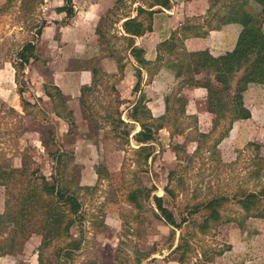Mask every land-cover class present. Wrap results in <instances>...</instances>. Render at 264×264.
I'll return each mask as SVG.
<instances>
[{
    "label": "rangeland",
    "instance_id": "rangeland-1",
    "mask_svg": "<svg viewBox=\"0 0 264 264\" xmlns=\"http://www.w3.org/2000/svg\"><path fill=\"white\" fill-rule=\"evenodd\" d=\"M210 1L211 5L213 0ZM61 2L44 0L32 17L28 18L30 13H27V8L24 9L27 6L26 0H0V153L14 167H21L23 155H26L31 169L39 167L41 173L50 177L55 173L53 167L56 164L50 153L60 149L70 155L66 159L64 184L74 177L72 187L78 183L93 187L78 192L85 212V237L82 248L75 252L67 264H178L177 255L169 249L173 243L169 239L171 227L152 212L153 201L143 200L142 206L138 208L127 202V193L136 185L149 188L155 186L153 194L164 196L166 203H169L167 205L179 216V204L190 201L193 190L216 192L226 186L235 190L245 183L248 164L253 157L247 144L251 141L260 143L264 154V84L252 83L244 93L245 104L253 112L252 118L236 121L234 129L216 149L217 160L209 158L206 163L200 161V164L194 165L191 170V190L185 193L179 187V196L172 199L165 193L164 187L168 183L169 171L178 162L173 146L181 143L184 146L183 155L188 158L196 143L188 140L187 134H176L172 138L170 131L164 128L159 131L158 140L154 144V158L151 157L147 164L138 167L133 151L138 146L133 136L140 130V125L128 118L130 102L138 95L132 93L131 98H123L120 94L122 99L128 101L120 107L117 85L120 86L124 79L120 88L127 94L131 87V76L125 79L124 71L121 79L119 70L110 74L105 71L102 62L103 59L111 58L109 47L129 62L126 42L122 40L121 34L122 19L125 15H134L135 8L144 4V1L137 0L134 4V0L120 3L117 0H74L76 16L65 25L55 23L65 17V13L55 11ZM244 8L245 15L252 17L259 11L254 1H250ZM206 14L191 18L202 21L201 18ZM99 24L106 31L105 36L100 37L96 33ZM40 29L42 33L38 34ZM29 40L37 44L38 60L28 64L16 79L13 62L18 60L20 47ZM80 54L82 57H79ZM95 55L97 57L93 59ZM91 59L97 61L96 64L105 73L100 76V82L87 91L86 105L80 102V96L64 94L65 105L62 108L57 102L55 108L53 101L44 94V82L55 84L53 72L61 70L64 61H67L68 68H77L81 67L82 60ZM145 85L143 90L148 87V93L155 97L152 87ZM167 85L166 89L163 87L165 94L175 87L173 80ZM257 85L263 88L259 89ZM19 88L25 90L26 99L36 104L27 113L21 107ZM183 94L189 97L184 91ZM194 102L196 109L206 111V101L194 99ZM55 109L62 111V116H58ZM69 111L72 113L69 114ZM159 111L154 110V113ZM119 115L129 122L128 128L132 131L130 144L113 131V120ZM206 115L204 113L198 117L202 121L200 132H208L212 126L213 119L209 121ZM179 121L182 125L188 124L183 119ZM42 140L47 141L46 146ZM1 202L3 209L0 213L5 210L3 187H0ZM258 220H249L251 232L254 227L258 228ZM237 226V223L222 225L218 234L204 238L205 243L214 247L231 243L232 235L238 230ZM72 232H79L77 225L72 227ZM41 237L38 233L28 239L18 237L14 248L6 249L0 256V264H38ZM228 252L225 255L212 253L210 261L199 260V253L192 254L187 264H243V261L235 262ZM49 257L52 264H57L56 254H50Z\"/></svg>",
    "mask_w": 264,
    "mask_h": 264
},
{
    "label": "trees",
    "instance_id": "trees-1",
    "mask_svg": "<svg viewBox=\"0 0 264 264\" xmlns=\"http://www.w3.org/2000/svg\"><path fill=\"white\" fill-rule=\"evenodd\" d=\"M122 1L125 0H117V3ZM143 1L144 4L135 8L134 15L123 17L121 31L128 56L131 55L138 63L133 86V93L138 96L130 102L128 115L130 121L140 125V130L133 136L138 146L133 148V151L139 167L147 164L151 157L154 158V144L158 140L160 130L167 128L172 138L176 134L189 135V138H186L196 143L195 148L190 157L185 158L184 146L181 143L173 146L178 162L176 167L169 171L168 183L164 187L165 193L176 199L180 194L179 187H182L185 193L191 190L193 166L200 164V161L206 163L209 158L217 160L216 149L230 134L235 122L252 117L250 108L245 104L244 93L252 83L264 84V0H213L206 16L201 18L202 21L186 19L172 31L169 39L158 44L155 60L147 59L146 50L136 44V37L153 30L154 15L164 8H171L172 0ZM250 1L259 6V11L254 17L245 15L244 12V7ZM136 2L137 0H134L133 3ZM26 3L27 6L23 8H27L30 18L44 0H26ZM55 11L65 13L64 19L56 20L55 23L68 24V20L76 16L74 0H63V5L57 6ZM231 23L242 26L232 50L214 56L208 49H186L185 40L189 37H204L211 30L221 29ZM37 33L41 34L42 30ZM96 33L100 37L105 36L106 31L102 24L97 26ZM108 53L116 60L122 79L127 65L126 59L124 56H118L117 51L110 47ZM37 57V44L26 41L17 52L18 60L13 62L16 79L28 64L38 60ZM95 57L97 55L93 59ZM96 63L97 61L92 59L82 60L79 67L90 70L93 75L91 84L81 87L80 102L84 105L87 91L95 87L100 82V76L105 73ZM169 63L176 71V85L165 94L164 113L155 116L149 105L151 98L143 90V84H150L155 75ZM238 73L240 75L236 79ZM44 83V94L53 101L55 108L57 102L63 108L65 97L61 88L49 82ZM186 86L202 87L207 91V110L213 114V123L208 132H200L197 114L188 112L190 99L183 94ZM24 92L23 88L18 89L22 110L27 113L36 104L26 99ZM116 93L120 107L128 102L120 97L117 90ZM11 109L16 111L15 108ZM55 112L62 116V111L55 109ZM179 119L187 121L188 124H180ZM128 125L129 122L121 115L113 120V131L118 132L117 135L124 137L125 142L130 144L132 131ZM187 130L192 131L190 133L193 135ZM42 141L46 146L47 141ZM247 149L252 151L253 157L248 164L245 183L235 190L227 186L216 192L193 190L191 200L186 204H179V216L167 205L164 196L153 194L155 186L149 188L136 185L137 187L127 193V202L138 208L142 206L143 200L153 201L152 212L171 227L169 239L173 243L169 249H172V254L177 255L178 264H187L192 254L199 253V260L210 261L212 253L223 255L230 251L233 248L231 243L219 247L205 243L204 238L218 234L222 225L237 223L245 238L258 233V228L254 227L252 232L249 230L251 226L248 222L252 219L264 221V154L261 151L262 145L258 142H249ZM50 156L57 165L53 167L55 173L48 177L41 173L39 167H29L28 156L23 155L21 167H14L10 160L0 153V187L4 188L5 205L4 212L0 213V256L6 249L14 248L18 237L28 239L35 233L42 236L38 249V264H52L50 254L57 255V264H67L75 252L82 248L85 237V212L78 192L80 189L93 187L81 186L79 183L72 187L74 177L64 184L66 159L70 158V155L57 149L54 153L51 152ZM97 171L100 173L99 169ZM75 225L79 231L76 234L72 232ZM62 255L65 256L61 258Z\"/></svg>",
    "mask_w": 264,
    "mask_h": 264
},
{
    "label": "crops",
    "instance_id": "crops-1",
    "mask_svg": "<svg viewBox=\"0 0 264 264\" xmlns=\"http://www.w3.org/2000/svg\"><path fill=\"white\" fill-rule=\"evenodd\" d=\"M172 2L173 4L171 8H164L155 14V22L153 30L151 32H148L143 36L136 37V44L146 50L147 59L155 60L158 54V44L169 39L172 31L180 26L186 19H189L193 16H201L205 14L208 10V7L210 6L211 1L172 0ZM62 3L63 0L58 5H62ZM241 29L242 26L238 23L227 24L224 25L221 29L211 30L204 37H189L185 40V47L189 51L208 49L211 54H213L214 56H218L224 54L229 50H232L235 47ZM83 51L85 52V50ZM79 57H82V55L80 54ZM102 62L105 66V71H108V73L115 74L116 72H118V64L113 59H103ZM62 65L63 67L61 70L53 72V81L55 85L59 86L63 91V94L65 95H71L73 97L74 95L80 96L81 87L91 84L93 79L92 72L90 70L81 69L79 67L68 68L67 61H64ZM137 65L138 63L136 62V60L130 55L129 62L127 63L125 69V79L128 78V76H131V81H129V83L131 82L130 91H128L127 94H124L122 92L120 86L124 83V79L121 81L120 86L117 85V89L120 91V94L123 98L132 97L133 86L135 84V68L137 67ZM107 68H109V70ZM144 74L146 76V73ZM175 74L176 71L173 65L169 63L168 65L163 67L157 75H155L151 84L145 85L152 87V94L156 93L155 97H151V94L148 93L147 90L148 87H145L144 89L147 95L151 98L149 105L155 116H160L165 111L164 92L168 86L167 83L169 81L171 82L173 80L174 84L176 85ZM163 87H165V89ZM257 87L259 89L263 88L259 85H257ZM257 87H255V89H257ZM161 90L162 92L160 93ZM184 93L189 95V99L191 98L188 105V112L191 114H197L198 117L205 113L207 114L206 116H208L209 121H212L213 116L207 109L206 111H200L199 109L195 108L196 102H194V99H202L203 101H206V89L202 87L186 86L184 88ZM154 110L160 111L155 114ZM200 122L202 121L199 120V125ZM2 205L3 203L1 202L0 212L3 209ZM258 221V233L254 234L253 237L245 238L242 233L240 234L239 229L237 231L235 230L234 234L232 235L231 244L233 245V248L228 253L235 262L243 261V264H264V221ZM225 254L226 253H224V255Z\"/></svg>",
    "mask_w": 264,
    "mask_h": 264
}]
</instances>
